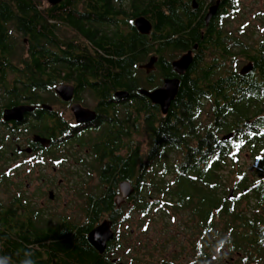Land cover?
<instances>
[{
    "label": "flooded vegetation",
    "instance_id": "obj_1",
    "mask_svg": "<svg viewBox=\"0 0 264 264\" xmlns=\"http://www.w3.org/2000/svg\"><path fill=\"white\" fill-rule=\"evenodd\" d=\"M148 1L145 0V3ZM178 1L176 16L181 19L182 24L190 22L195 25L201 20L205 27L211 23L222 25L221 15H226L225 23L227 18L237 13L234 5L236 0ZM145 3L142 0H62L52 4L47 0H28L18 6L16 2L6 3L0 0V18L4 8H9L12 12L10 18H1L2 34L5 38L3 43L6 48L4 54L0 52V73H5L6 77L0 82V130L5 131V141L8 143H0V148H6L7 153L0 155V164L3 167L14 162L16 166L12 169L25 167L27 171L24 182L31 183L36 180L40 187H44L43 196L46 194L47 202H42L36 210L44 218L70 206L67 199L62 198L65 194L72 192L77 195L78 187L87 186L95 180L96 189L85 192L82 197L81 211L84 220L94 222L93 228L103 221L111 223L113 238L106 244V248L109 244L121 242L126 231L135 242L133 244L136 251L133 254L120 251L109 253L110 261L115 264H125L124 255L133 256L135 264L140 262L142 236L138 231L131 230L125 220H130L127 212L133 205H138L142 200L153 201L156 195L143 188L141 177V161L145 162V157L153 158L152 155L149 157L148 153L154 147L149 132L142 128L143 107L149 103L161 116H166L177 97H174L167 112L163 114L159 105L142 96L140 92L151 93L162 88L165 81L176 80L178 94L183 78L189 69L197 64L198 58L196 54L199 44L196 42L188 48H183L180 44L178 46L179 42L175 41H178L181 35H170L169 28H161L155 17L150 18L144 14ZM19 7L24 9L23 14L19 13ZM213 7H216L215 14L206 23V15ZM32 8H35L39 15L37 25L33 24ZM222 8H225L223 14ZM77 13L84 16L89 30L95 33L92 37L94 40L80 38L69 23V20L71 22L77 17ZM163 14L165 17L168 15L167 9ZM139 19L149 23L148 34H141L136 29L135 23ZM224 23L222 26L225 30ZM219 31V27H216L215 37ZM49 33L51 34L48 35ZM200 33L201 36L204 35L203 30ZM34 36L41 39V49L37 53L31 42ZM227 36L232 43H238L232 33H227ZM100 38L110 44L104 46L100 43L104 52L101 48H93L94 42ZM120 41L127 42L130 50L137 55L142 49H150V53L145 57L138 56L142 59L136 62L135 67L138 73H141L138 77L142 81L129 91L124 85L114 86L111 80H91L89 72L86 71L89 66L84 68L81 62L85 56L93 55L95 51L104 55L105 59L109 58L110 53H107L112 51V45L115 46ZM85 45L88 48L86 50ZM187 55L191 58L189 67L183 74H177L173 64ZM35 57H38L37 61ZM212 57L208 52L203 61H211ZM150 60L153 61L152 67L144 69ZM218 64L220 65V62ZM246 66L248 72L241 75ZM104 67L108 72L109 67ZM234 68L233 65L232 69ZM169 70V76H165L164 73ZM235 70L241 76L249 72L250 75L254 74L251 64ZM210 104L205 98L197 102L193 111L200 122H203L201 116L204 110L213 116L211 111L209 113ZM262 104L264 105V99ZM205 105L208 109L204 108ZM14 108H26L27 111L19 121H4V111ZM218 138H222V135H218ZM191 144L190 147H194L196 142ZM235 148L238 149L237 143ZM181 149L185 151L187 147L181 146ZM157 159L155 157L150 164L154 165ZM119 160L123 161L124 166L115 165ZM44 167L47 169L44 175L41 176L38 170L33 175L34 169ZM256 167L254 164L250 173L242 172L248 177L250 188L240 189L236 186L239 179L235 181L232 188L233 198L238 197V193L253 195V192L260 190V184L264 186V174L259 176ZM148 174L152 176L154 172ZM169 175L171 173L160 171L155 175L157 177L154 182L166 184L164 180ZM120 183H128L133 189L132 194L125 199L119 191ZM25 186L28 189L29 184L26 183ZM249 190L251 192H248ZM38 191L39 189L35 190ZM31 198L32 196H29L28 201L35 206L36 200ZM110 199L114 204L112 211L107 205ZM74 201L73 198L71 202ZM98 202H101L99 210L94 214V206ZM134 214L139 219L140 215ZM120 253L122 254L119 255Z\"/></svg>",
    "mask_w": 264,
    "mask_h": 264
},
{
    "label": "trees",
    "instance_id": "obj_2",
    "mask_svg": "<svg viewBox=\"0 0 264 264\" xmlns=\"http://www.w3.org/2000/svg\"><path fill=\"white\" fill-rule=\"evenodd\" d=\"M1 1L16 2L20 6L28 0ZM142 1L145 3V0ZM177 3V0H149L143 6V13L150 18L155 17L161 28H169L170 35H181L175 41L179 42L178 46L180 44L183 48H188L197 42L199 48L196 54L197 64L183 78L168 114L161 116L149 103L143 107L142 128L149 132L154 146L148 153L153 158L145 157V162L141 161L143 188L163 198L142 200L127 212L130 216L134 213L140 215L135 230L143 237L140 242L141 261L153 260L152 252L159 248L162 241L159 242V238L157 243L151 244L149 238H144L148 233L145 221L149 219L153 208L162 214L170 211L173 215L183 213L185 220L182 226H185L190 239L187 241L189 254L181 246L180 254L162 259L158 264H264V186L260 184V190L253 192V195L240 194L230 201L224 195H218V192L224 194L226 187L219 182L220 173L228 167L233 169L241 153L255 161L259 176L264 174V40L258 42L255 48L240 41L232 43L222 26L226 15H221L222 25L211 23L205 27L201 20L195 25L190 22L182 24L181 19L176 16ZM19 9V13L23 14L24 9ZM166 9L168 15L165 17L163 11ZM2 12L1 18L8 19L12 16L9 8H4ZM221 12L223 14L225 8ZM32 13L33 24L37 25L39 15L35 8H32ZM1 18L0 52L4 54L6 46L3 43L5 38ZM71 22L69 20L80 38L94 40V32L89 30L84 16L77 13V17ZM216 27L220 31L215 37ZM202 30L203 36L200 33ZM103 40L100 38L94 42L93 48H101L104 52L100 43L104 46L110 44ZM31 42L37 53L41 49V39L34 36ZM140 46L142 49V45ZM232 46L239 47L236 54L231 51ZM208 52L213 57L211 61L204 62L203 57ZM139 53L137 55L130 50L127 42L120 41L117 45H112V51L107 53L109 58L105 59L104 55L95 51L93 55L85 56L81 62L84 68L89 66L86 71L91 80H111L114 86L124 85L129 91L142 81L135 64L142 56L149 54L150 49H142ZM236 55L241 56L244 63L252 65L254 74L250 75L249 72L241 76L232 69ZM37 58L35 57V61ZM104 66L109 67L108 72ZM169 72L170 70L164 75L169 76ZM5 75L0 73V82L5 80ZM203 98L211 102L210 111L213 113L207 123L200 122L193 111L197 102ZM229 134H232V139L222 141ZM218 135H222V138H218ZM193 142H196L195 146L190 147ZM181 146H186L187 150L181 151ZM175 155L177 160L174 159V166H167L164 161L168 162L167 158ZM155 157L158 159L154 165L150 164ZM119 164L124 166L122 160L115 163L116 166ZM154 168L162 173H173V181L163 185L154 182L155 173L152 176L148 174ZM234 175L239 179L236 185L238 188H250L248 177L244 173L238 170ZM99 203L101 202L94 206V214L99 210ZM242 203L246 204L243 209L240 208ZM107 205L111 211L114 210L111 199ZM36 210L31 202L18 195L9 196L5 204L0 202V264H115L110 261L109 253L120 251L133 254L136 251L133 244L135 242L126 231L121 242L109 244L100 255L87 242V234L95 225L94 222L85 219L82 223L75 224L61 218L47 224L46 219ZM127 215L125 214L126 218ZM167 242H170V246L177 241L172 237ZM125 264H135L134 257Z\"/></svg>",
    "mask_w": 264,
    "mask_h": 264
},
{
    "label": "rangeland",
    "instance_id": "obj_3",
    "mask_svg": "<svg viewBox=\"0 0 264 264\" xmlns=\"http://www.w3.org/2000/svg\"><path fill=\"white\" fill-rule=\"evenodd\" d=\"M234 5L236 7L235 11H237V13H234L230 18H227L225 20V30L227 31V33H232L233 37H236L237 41H240L241 43L253 48L257 47V43L261 40H264V0H236ZM231 51L236 54L239 51V47H232ZM233 65L235 67L234 69H240L242 68V66L246 65V63H244V60L241 56L236 55L235 63ZM204 108L208 109V106L205 105ZM210 108L211 106H209V113ZM207 112L208 111L204 110L201 116V120L204 123L210 122L211 114L209 115L207 114ZM3 132L5 131L0 130V139L3 138L2 140H0V143L5 142L4 145H7L8 142L5 141L6 138ZM5 150L6 148H0V155L7 154ZM174 159H177L176 155L175 157H168V162H164L167 166L173 167ZM251 159H248L245 153H241L237 157L233 169L228 167L220 173L219 182L222 186H226L224 188V194L218 192V195L220 197L224 195L223 197H225L226 199L228 191L233 188V185L237 180L236 175H234L236 171L240 170L241 173H250L252 171V167L254 166L255 161ZM18 162L20 161H17V163ZM14 166H16V163L14 162H11L3 167L0 164V202L5 204L8 201L9 196L11 197L18 195L26 199V201L29 199V196H32L31 200H36L34 209L40 208V204L42 202L46 204V194L45 197L43 196L44 187H40V185L37 184L36 180H32L31 183L29 181L24 182L25 173L27 171L26 168L20 167L12 169ZM36 170L40 171L42 176L45 174V171L47 169L45 167L42 169L36 168L33 170V175L35 174ZM153 172L155 173V175H157L160 170L154 168ZM171 175H169L164 181L170 183L171 180L174 178V174L171 173ZM26 183L29 184L28 189L25 186ZM96 185L97 184L95 180H92L89 185L78 187L79 189L77 190V195L72 192L71 194H65L62 198L67 199L68 206H70H67L68 208L63 211L52 214V216L46 215V223L48 222L47 224H52L53 222L61 218H65L75 224L82 223L84 221L83 214L81 211V209H83V205L81 203L82 197L85 192H89L91 190L93 191L94 189H96ZM37 189H39V191L35 192V190ZM239 195L240 193H238V196ZM73 198L75 201L71 202ZM158 198L161 197L159 195H155L154 200H159ZM245 207V203H242L240 205L241 209ZM171 215H173L171 211L170 213L162 214L160 212L157 213L156 210L152 208L149 219L145 221V227H148V233L144 235V238H149L151 244L157 243L156 241L159 238V242L161 240L162 241L159 244V248L155 249V251L152 252L153 260L142 259V261L140 260L141 264H158V262L162 259L166 260L172 258L174 255L181 253V246L185 247L186 253L189 251V244L187 241H190V239L187 237L188 232L186 231L185 226H182L184 224L185 215L183 213H181L180 215ZM137 221L138 216L136 214L130 216V220H128V225L131 230L136 229L138 225ZM172 237L176 239L177 242L176 244H170V246H168L170 242L167 241ZM121 254L122 253H120L119 255ZM214 254L216 255V251H214ZM131 257H127L124 255L123 260L126 262H130L129 258Z\"/></svg>",
    "mask_w": 264,
    "mask_h": 264
},
{
    "label": "water",
    "instance_id": "obj_4",
    "mask_svg": "<svg viewBox=\"0 0 264 264\" xmlns=\"http://www.w3.org/2000/svg\"><path fill=\"white\" fill-rule=\"evenodd\" d=\"M40 1V0H37ZM52 4L60 3L62 0H47ZM216 7L210 8L208 14L206 15V23L208 20L215 14ZM136 29L141 34H148L150 30L149 23L144 19H139L135 23ZM191 63V58L189 55L182 57L178 62L173 64L174 71L177 74H183L184 71L189 67ZM153 61L150 60L147 67L144 69L151 68ZM248 72V67H244L241 71V75ZM177 84L178 81H165L162 88L155 90L151 93H147L145 91H141L140 94L149 100H151L154 104L159 105L161 108V112L165 114L169 107L170 102L174 99L177 95ZM62 90V89H61ZM26 108H14L12 110H5L3 115L4 121H19L21 116L26 112ZM232 135H226L222 138V141L231 140ZM119 191L123 199L127 198L129 195L132 194L133 189L128 183H120L119 184ZM246 192V191H245ZM234 191L230 189L228 191V195L226 197L227 201H230L233 198ZM51 196V194H50ZM119 203V201L117 202ZM113 238V233L111 231V223L108 221L101 222L98 226L94 227L90 232L87 234V242L88 244L100 255H102L106 249V244Z\"/></svg>",
    "mask_w": 264,
    "mask_h": 264
}]
</instances>
